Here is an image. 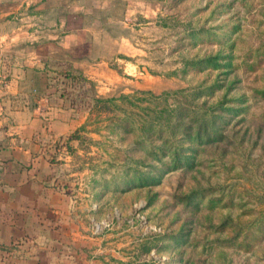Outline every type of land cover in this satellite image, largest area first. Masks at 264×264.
Returning a JSON list of instances; mask_svg holds the SVG:
<instances>
[{
	"label": "rangeland",
	"instance_id": "1",
	"mask_svg": "<svg viewBox=\"0 0 264 264\" xmlns=\"http://www.w3.org/2000/svg\"><path fill=\"white\" fill-rule=\"evenodd\" d=\"M27 2L0 0V264H264V0Z\"/></svg>",
	"mask_w": 264,
	"mask_h": 264
},
{
	"label": "trees",
	"instance_id": "2",
	"mask_svg": "<svg viewBox=\"0 0 264 264\" xmlns=\"http://www.w3.org/2000/svg\"><path fill=\"white\" fill-rule=\"evenodd\" d=\"M209 62V61H207ZM198 134L200 133H204V131H202V128L199 126L197 131H196ZM200 138V137H199ZM163 145L166 146V150L170 152V154L172 155L173 159L175 160L174 162V166L175 167H178L180 166L181 163L180 162V158L185 156L183 155V147H181L179 144H178V141L177 140H174L171 138V136H166L164 139H163ZM154 157H157V155L152 151ZM163 154H165V151L163 152Z\"/></svg>",
	"mask_w": 264,
	"mask_h": 264
},
{
	"label": "crops",
	"instance_id": "3",
	"mask_svg": "<svg viewBox=\"0 0 264 264\" xmlns=\"http://www.w3.org/2000/svg\"><path fill=\"white\" fill-rule=\"evenodd\" d=\"M34 1H39V0H34ZM24 2H26L27 5L29 4V2H27V0H21V1L19 0L17 2H16V0H6V3L5 4L6 5L16 6L17 8H19V6H23L24 5ZM0 208H3V207H0ZM1 210H3V209H1ZM4 226L8 227L9 229H16L17 228L16 225H15V221L14 220H11V219L10 220L8 219L7 222L0 220V227H4ZM11 258H14V259L16 258L17 261H20L21 260L17 256H12ZM22 261H23V263H25V259H23Z\"/></svg>",
	"mask_w": 264,
	"mask_h": 264
}]
</instances>
